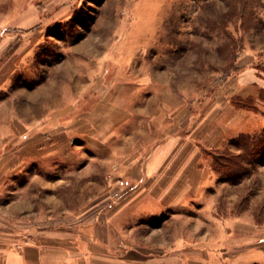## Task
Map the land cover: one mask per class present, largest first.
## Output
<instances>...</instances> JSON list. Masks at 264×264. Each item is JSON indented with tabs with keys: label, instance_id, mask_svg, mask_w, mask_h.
Returning a JSON list of instances; mask_svg holds the SVG:
<instances>
[{
	"label": "rangeland",
	"instance_id": "374dc122",
	"mask_svg": "<svg viewBox=\"0 0 264 264\" xmlns=\"http://www.w3.org/2000/svg\"><path fill=\"white\" fill-rule=\"evenodd\" d=\"M107 89L132 109H183L208 146V202L141 222L170 218L191 240L205 221L238 217L256 226L260 252L224 264H264V153L232 143L264 139V0H0V160L19 159L0 183V236L26 240L100 200L89 196L99 183L40 161L20 166L14 147L42 141L50 109L76 105L73 118Z\"/></svg>",
	"mask_w": 264,
	"mask_h": 264
},
{
	"label": "crops",
	"instance_id": "0c3cea01",
	"mask_svg": "<svg viewBox=\"0 0 264 264\" xmlns=\"http://www.w3.org/2000/svg\"><path fill=\"white\" fill-rule=\"evenodd\" d=\"M260 87L255 88L257 95ZM109 92L98 93L90 111L70 119L76 105L50 109L42 141L32 143L37 139L32 136L28 145L13 146L23 156L20 166L40 161L50 171H65L83 176L81 181L99 183L89 196L100 200L84 210L81 219L34 231L26 240L20 233L7 240L0 236V264L253 261L260 244L252 222L238 217L210 219L202 223L204 233L198 238L181 240L180 227L169 221L181 208L196 209L195 204L207 203L211 196L214 175L210 161L201 152L208 146L198 145L199 133L189 113L180 108L170 112L161 107L154 113L142 106L132 109L117 104ZM147 99L144 96L140 100ZM16 112L12 113L14 118ZM19 121L16 117L15 126ZM229 125L238 127L237 123ZM16 160H0V183L5 180L4 167ZM33 178L31 181L37 179L35 175ZM60 181L63 179L54 183ZM211 209L199 208L204 212ZM168 212L170 218L156 226L141 222Z\"/></svg>",
	"mask_w": 264,
	"mask_h": 264
},
{
	"label": "trees",
	"instance_id": "16d2710c",
	"mask_svg": "<svg viewBox=\"0 0 264 264\" xmlns=\"http://www.w3.org/2000/svg\"><path fill=\"white\" fill-rule=\"evenodd\" d=\"M232 143L237 146H241L242 149L248 148L250 147L249 145H251L252 148L258 149L257 151L264 153V139L263 138L258 139L257 137H249V136L243 137L242 136L237 139H233ZM229 163L233 166H238L237 162L233 160L230 161Z\"/></svg>",
	"mask_w": 264,
	"mask_h": 264
}]
</instances>
